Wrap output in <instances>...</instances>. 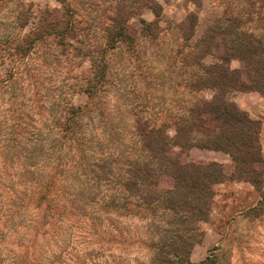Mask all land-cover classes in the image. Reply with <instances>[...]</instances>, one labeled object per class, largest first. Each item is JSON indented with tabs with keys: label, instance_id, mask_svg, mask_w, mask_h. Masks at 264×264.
<instances>
[{
	"label": "rangeland",
	"instance_id": "obj_1",
	"mask_svg": "<svg viewBox=\"0 0 264 264\" xmlns=\"http://www.w3.org/2000/svg\"><path fill=\"white\" fill-rule=\"evenodd\" d=\"M144 1L0 0V264H153L151 245L171 236L174 220L137 212L119 188L129 165L143 155L137 119L172 136V123L184 119L198 97L214 93L189 87L217 53L194 43L212 20L227 11L245 15L249 7L247 0H149L150 8ZM118 2L138 8L129 20L136 38L108 49L105 27ZM46 8L68 9L74 36L64 50L45 38L19 59L7 49ZM19 13L28 17L25 28L18 26ZM191 14L196 23L187 45V25L177 24H188ZM140 19L157 20L156 37L138 34ZM243 27L264 37V17L259 23L244 20ZM94 63L106 69L103 84L91 93ZM230 65L240 64L234 59ZM230 97L244 111L254 105V115L246 112L259 121L264 155V98L257 91ZM71 107H80V116L76 132L65 138L60 127ZM185 152L184 159L231 161L221 150L191 146ZM211 191L190 261L264 264V173L261 190L230 179L213 183ZM251 207H261L260 215L247 213Z\"/></svg>",
	"mask_w": 264,
	"mask_h": 264
},
{
	"label": "trees",
	"instance_id": "obj_2",
	"mask_svg": "<svg viewBox=\"0 0 264 264\" xmlns=\"http://www.w3.org/2000/svg\"><path fill=\"white\" fill-rule=\"evenodd\" d=\"M249 9L245 15H235L227 11L223 17L212 20L206 33L194 46L200 51L212 52L215 61L201 65L205 72L203 77L191 80L189 87L199 91L211 88L210 97H198L188 114L182 120L172 123V136L165 127L150 125L137 119L134 129L141 145L143 155L132 162L126 175L119 182V188L138 212H155L174 220L171 236L153 243V264H195L189 255L192 246L198 240V222L205 221L209 213L212 197L211 186L220 181L237 179L251 183L261 190L264 173V155L259 143V121L248 116L238 108L230 97L234 91H257L264 98V37L243 27L244 20L258 23L263 20L264 1L247 0ZM148 7L153 1L146 0ZM126 6L118 2L115 12L108 17L110 24L105 27L108 34V49L116 42L132 44L135 40L129 20L138 15V8L131 4ZM230 9V7H229ZM30 32L20 38H14L12 51L19 59L31 53L34 45L45 38L52 37L64 50L69 37L74 36V21L68 9L59 12L46 8ZM192 21H181L177 26L187 25L184 42L190 45L192 30L196 23L193 14L188 15ZM19 28H25L28 17L17 15ZM138 34L153 39L159 31L157 20L140 19ZM110 34V35H109ZM199 56L195 57L199 61ZM239 61L238 67H231L232 60ZM99 64V63H97ZM94 63L92 72L93 85L88 92L95 90L97 84H103L106 64ZM91 81V80H89ZM92 93V92H91ZM91 93H88L91 96ZM80 107L68 109L65 123L60 127L65 138L76 132L77 111ZM191 146L221 150L230 155L229 164L213 161L184 159L185 151ZM182 149V150H181ZM95 170V169H94ZM95 178L99 175L93 171ZM264 194V192H263ZM261 207H251L247 213L254 217L260 215ZM257 211V212H256ZM170 222H168V225ZM214 260L206 257L199 264H212Z\"/></svg>",
	"mask_w": 264,
	"mask_h": 264
},
{
	"label": "crops",
	"instance_id": "obj_3",
	"mask_svg": "<svg viewBox=\"0 0 264 264\" xmlns=\"http://www.w3.org/2000/svg\"><path fill=\"white\" fill-rule=\"evenodd\" d=\"M237 103L239 104V101L236 99ZM257 102V101H256ZM254 102V103H256ZM253 103V104H254ZM243 109H245L247 112H249V114H255L253 111H254V105H249L247 104L246 106L242 107Z\"/></svg>",
	"mask_w": 264,
	"mask_h": 264
}]
</instances>
